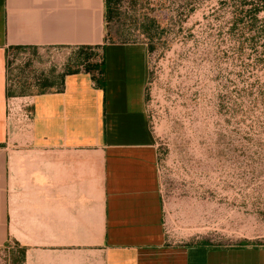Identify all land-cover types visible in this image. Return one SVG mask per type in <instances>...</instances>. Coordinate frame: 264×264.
Masks as SVG:
<instances>
[{"label": "crops", "instance_id": "crops-1", "mask_svg": "<svg viewBox=\"0 0 264 264\" xmlns=\"http://www.w3.org/2000/svg\"><path fill=\"white\" fill-rule=\"evenodd\" d=\"M105 26V0H0V248H24L21 264H264V246L166 239L148 46L108 43ZM84 45L101 54L103 87L81 71L10 93V48ZM13 99L29 120L8 116Z\"/></svg>", "mask_w": 264, "mask_h": 264}, {"label": "rangeland", "instance_id": "rangeland-1", "mask_svg": "<svg viewBox=\"0 0 264 264\" xmlns=\"http://www.w3.org/2000/svg\"><path fill=\"white\" fill-rule=\"evenodd\" d=\"M233 0H115L106 42L153 38L145 89L166 239L264 246V39L232 30ZM149 20H155L150 23ZM97 49L10 48L13 96L56 89ZM0 248V264H21Z\"/></svg>", "mask_w": 264, "mask_h": 264}, {"label": "trees", "instance_id": "trees-1", "mask_svg": "<svg viewBox=\"0 0 264 264\" xmlns=\"http://www.w3.org/2000/svg\"><path fill=\"white\" fill-rule=\"evenodd\" d=\"M115 0H105L106 18L111 17L113 13V4ZM155 20H149L153 23ZM232 30H242L245 37L252 44L257 43L260 39H264V0H233V17L231 23ZM148 52L155 49L153 38L147 43ZM13 48H22L17 46ZM79 50L96 49V46H78ZM95 56V55H94ZM94 56H80L76 62V69L68 71L66 74L86 72L91 74L98 86H104L105 66L104 61H98ZM63 78V77H62ZM40 92L46 91L48 84H43ZM192 244V243H190ZM196 244L212 245L208 240H201ZM8 245V244H7ZM24 248H21V254H24Z\"/></svg>", "mask_w": 264, "mask_h": 264}, {"label": "built area", "instance_id": "built-area-1", "mask_svg": "<svg viewBox=\"0 0 264 264\" xmlns=\"http://www.w3.org/2000/svg\"><path fill=\"white\" fill-rule=\"evenodd\" d=\"M21 104V106H20ZM19 105V106H18ZM30 103L27 101L25 103H17L16 102V99H13L12 101L10 100L9 104H8V109H9V114L8 116L9 117H12V116H16V109L18 108V111L20 113V118L24 119V120H29L31 115H32V112L30 110Z\"/></svg>", "mask_w": 264, "mask_h": 264}]
</instances>
